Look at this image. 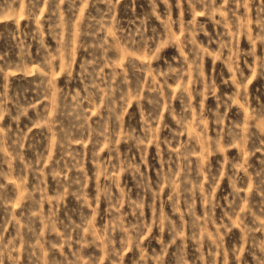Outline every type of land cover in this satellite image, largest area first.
<instances>
[{
	"label": "rangeland",
	"instance_id": "1",
	"mask_svg": "<svg viewBox=\"0 0 264 264\" xmlns=\"http://www.w3.org/2000/svg\"><path fill=\"white\" fill-rule=\"evenodd\" d=\"M0 264H264V0H0Z\"/></svg>",
	"mask_w": 264,
	"mask_h": 264
}]
</instances>
